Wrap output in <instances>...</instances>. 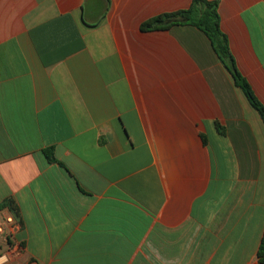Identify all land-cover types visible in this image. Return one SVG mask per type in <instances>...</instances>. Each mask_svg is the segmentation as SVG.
I'll use <instances>...</instances> for the list:
<instances>
[{
	"label": "crops",
	"instance_id": "0c3cea01",
	"mask_svg": "<svg viewBox=\"0 0 264 264\" xmlns=\"http://www.w3.org/2000/svg\"><path fill=\"white\" fill-rule=\"evenodd\" d=\"M209 1L264 106V0ZM192 3L0 0L9 264H262L260 114L202 31L142 30Z\"/></svg>",
	"mask_w": 264,
	"mask_h": 264
},
{
	"label": "trees",
	"instance_id": "16d2710c",
	"mask_svg": "<svg viewBox=\"0 0 264 264\" xmlns=\"http://www.w3.org/2000/svg\"><path fill=\"white\" fill-rule=\"evenodd\" d=\"M176 25H189L202 31L211 41L220 61L232 76L235 85L245 94L251 106L258 111L264 122V106L254 94L250 84L239 71L235 58L232 55L229 39L221 29V19L218 3L209 0H193L188 9L155 16L142 24V30H167ZM51 161H56L53 150L44 151ZM15 211L11 204L7 205ZM14 217L17 218L16 214ZM260 263L264 264V238L259 251Z\"/></svg>",
	"mask_w": 264,
	"mask_h": 264
},
{
	"label": "built area",
	"instance_id": "2783aa9c",
	"mask_svg": "<svg viewBox=\"0 0 264 264\" xmlns=\"http://www.w3.org/2000/svg\"><path fill=\"white\" fill-rule=\"evenodd\" d=\"M19 223L13 215H2L0 212V264H8L16 253L13 246V235Z\"/></svg>",
	"mask_w": 264,
	"mask_h": 264
},
{
	"label": "rangeland",
	"instance_id": "374dc122",
	"mask_svg": "<svg viewBox=\"0 0 264 264\" xmlns=\"http://www.w3.org/2000/svg\"><path fill=\"white\" fill-rule=\"evenodd\" d=\"M9 264V263H8Z\"/></svg>",
	"mask_w": 264,
	"mask_h": 264
}]
</instances>
